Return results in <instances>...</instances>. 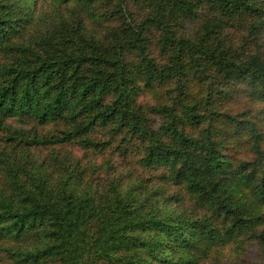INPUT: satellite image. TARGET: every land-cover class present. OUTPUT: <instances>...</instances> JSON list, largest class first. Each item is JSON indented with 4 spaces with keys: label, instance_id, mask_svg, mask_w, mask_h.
<instances>
[{
    "label": "trees",
    "instance_id": "16d2710c",
    "mask_svg": "<svg viewBox=\"0 0 264 264\" xmlns=\"http://www.w3.org/2000/svg\"><path fill=\"white\" fill-rule=\"evenodd\" d=\"M36 2L0 0V126L62 131L2 140L0 264H264V0ZM132 140L156 183L95 193L19 149Z\"/></svg>",
    "mask_w": 264,
    "mask_h": 264
},
{
    "label": "rangeland",
    "instance_id": "374dc122",
    "mask_svg": "<svg viewBox=\"0 0 264 264\" xmlns=\"http://www.w3.org/2000/svg\"><path fill=\"white\" fill-rule=\"evenodd\" d=\"M36 3L37 8L35 15L53 11L52 5H54V2L51 3V0H37ZM157 121L159 123V120ZM59 129L62 131V127H58L57 124H49L41 127L28 120L25 123L21 120L18 121V119L6 120L4 126H0V154H2L3 150L1 149L2 140L7 139L9 132L12 133L14 130H23L30 133L37 132L46 135L55 134ZM92 137L93 141L108 140V136L98 132ZM20 147L19 149L22 156L27 157L32 162L42 164L45 167L50 165L51 169H54L55 162L58 167H61V170L63 169L62 165L67 167L69 164L78 171L86 169L87 174H85L84 183L89 185L90 190L94 193L98 190L102 191V189H105L111 182L116 181L118 178H121L122 181L125 180L127 185L133 180L144 181L146 183H156L157 181V177H155L152 170L142 168L138 165L140 154L137 150L141 151L143 148L137 140H132L130 147L125 150L118 147L117 144H112L99 150L90 148L84 149L79 144L73 142L61 146L41 144L38 147H31L26 150H22ZM13 150L10 151V154H13ZM164 191L166 194L172 191L177 192L171 189V187L165 188ZM181 196L182 201L174 202L172 210L177 212H195L197 210V205L185 195L183 201V194H181ZM244 251L245 253L248 252L249 259H252L251 263H262V260L264 261V259L261 260L260 258L262 254L256 244L246 243Z\"/></svg>",
    "mask_w": 264,
    "mask_h": 264
}]
</instances>
